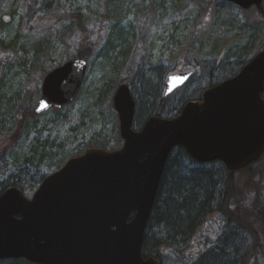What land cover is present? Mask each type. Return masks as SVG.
<instances>
[{"label": "rangeland", "instance_id": "rangeland-1", "mask_svg": "<svg viewBox=\"0 0 264 264\" xmlns=\"http://www.w3.org/2000/svg\"><path fill=\"white\" fill-rule=\"evenodd\" d=\"M33 1L37 12L28 18L30 0H0V147L20 131L15 147L0 161V188L22 180L27 199L36 189L28 183L32 177L47 176L88 149L112 152L122 147L118 117L111 108L120 84H127L134 97L133 128L138 130L157 111L162 118L175 117L186 101L237 72L241 62L264 46V24L256 9L223 7L218 0H123L117 21L110 20L107 0ZM75 13L81 14L90 35L83 26L78 32V25L68 19ZM41 21L48 27L31 28ZM249 27L259 28L254 37ZM114 31L118 34L112 40ZM249 43L248 53L241 54ZM87 51L91 55L77 99L60 110L33 115L44 76ZM193 67V78L166 97L161 109L166 76ZM176 152L172 158L182 174L212 178L217 196L210 208L216 206L222 165L197 164ZM234 181L240 216L257 231L264 249V155L235 172ZM211 215L195 235L179 238L151 220L144 255L159 253V264H205L211 258L238 264L251 237L236 227H224L217 214Z\"/></svg>", "mask_w": 264, "mask_h": 264}, {"label": "water", "instance_id": "water-1", "mask_svg": "<svg viewBox=\"0 0 264 264\" xmlns=\"http://www.w3.org/2000/svg\"><path fill=\"white\" fill-rule=\"evenodd\" d=\"M261 10L263 0H221ZM84 59L49 72L34 108L40 115L77 98ZM192 73L166 77L163 96L184 86ZM264 51L233 77L187 102L172 119L149 118L133 129L135 101L117 87L111 108L123 141L119 150L88 149L46 176L31 199L15 187L0 192V261L34 264H158L142 255L144 232L171 151L183 148L199 164L220 161L229 172L264 155Z\"/></svg>", "mask_w": 264, "mask_h": 264}, {"label": "trees", "instance_id": "trees-1", "mask_svg": "<svg viewBox=\"0 0 264 264\" xmlns=\"http://www.w3.org/2000/svg\"><path fill=\"white\" fill-rule=\"evenodd\" d=\"M122 2L123 0H107L106 5L109 10L110 20H115L119 18V10L122 8ZM220 5L224 6H234L230 3H224L220 0L218 2ZM175 6V5H174ZM264 9V0L263 5ZM36 7L35 2L33 0H30V5L28 9V18L32 16V14H35ZM258 18L263 22L264 20L261 16V13L259 10H256ZM81 14L75 13L72 14V16H69L68 19L74 20L75 24L78 25L79 31L82 30L83 25V17L81 18ZM9 19H12V15L9 16ZM1 24H4L0 20V26ZM116 25V22L112 25V30L114 29L113 26ZM117 26V25H116ZM48 26H44L41 21V26H35L32 25L31 28H47ZM86 30V36L90 35L91 31L87 30L86 27H84ZM257 29L258 27H249L250 33H252V37H254L256 32L258 33ZM118 34L117 31H114L112 40L115 39V36ZM110 36V34H109ZM87 39V38H86ZM255 40V38H254ZM108 45L110 44V39L108 40ZM250 43L247 46V48H244L241 51V54L246 55L250 49ZM264 51V46H263ZM90 51L85 54L83 52H78L76 55L72 56V59L80 58L87 60L90 56ZM246 57V56H244ZM246 59V58H245ZM247 62H241L240 68L241 69ZM138 69H140V66L136 64ZM185 67V66H184ZM192 67V64L190 65ZM193 68H188L187 70H192ZM237 70L239 72L240 70ZM237 72L233 73L234 76L237 74ZM44 75V74H43ZM232 75L228 77H233ZM166 99L162 98L161 103L159 107L162 109L163 105L165 103ZM35 115V114H33ZM32 115V116H33ZM155 116L160 117L161 113L160 111H157L154 113ZM37 116V115H35ZM150 117V116H149ZM16 134L11 135V137L8 139L11 144H7L0 147V161L4 158L5 154L9 153L10 150H12L19 138L20 131H16ZM175 151L178 153L179 157H186L189 159L183 149L178 148ZM190 160V159H189ZM252 165V164H251ZM38 166V165H36ZM223 167V166H222ZM250 166H248L249 168ZM224 172V178L222 181V190L219 194V199L216 206L210 208L211 202L214 200V198L217 196L216 188L214 185V182L211 177L205 176V175H185L181 173L180 168H177L175 165V160L172 158L171 155H169L165 169L163 171L161 181L159 184L157 196L155 199V203L153 206V210L148 222V226L151 222V220L157 221L160 226L164 228L168 232V235L172 238H179L184 237L187 234L190 233L192 228L196 226L194 229L193 235L197 233L198 228L200 225L205 221L206 217L210 214L211 216L217 214L219 219L225 223L233 224L238 230L244 231L251 237V243L249 247L242 253L239 257L238 264H258L262 260H264V249L262 248V245L259 242L258 233L257 231L247 222H245L241 214V201L237 200V187L234 181L235 173L228 172L223 167ZM44 176L39 177L38 179L34 180L32 177L31 180L28 182L31 184L32 188H37V186L40 184V182L43 180ZM24 182L22 180L14 179L12 182H10L7 186H3L0 188V191L5 190L8 187H16L20 190H24ZM218 198V197H217ZM156 215V216H155ZM210 216V217H211ZM200 222L197 224V222ZM214 217L210 218V221H213ZM214 222V221H213ZM197 224V225H196ZM216 224V225H215ZM215 228L217 227V223L214 222ZM147 226V228H148ZM147 231V230H146ZM199 234V233H198ZM192 235V234H191ZM193 241V240H192ZM175 250H171L168 252V256L172 257V254ZM255 251L256 255L253 254ZM192 253V252H191ZM193 254V253H192ZM153 256L159 264L160 255L159 253H154ZM257 256V257H256ZM0 264H33L29 263L23 259H11L6 261H0ZM205 264H223L222 262H219V260H215V258H211L207 260Z\"/></svg>", "mask_w": 264, "mask_h": 264}, {"label": "bare ground", "instance_id": "bare-ground-1", "mask_svg": "<svg viewBox=\"0 0 264 264\" xmlns=\"http://www.w3.org/2000/svg\"><path fill=\"white\" fill-rule=\"evenodd\" d=\"M200 222V219H199V221L197 222V224ZM223 224H224V227H235L233 224H230V223H225V222H223V221H221ZM196 224V225H197ZM196 228V226H194L193 228H192V230L190 231V233L189 234H187L186 236H184V237H189L191 234H193V232H194V229Z\"/></svg>", "mask_w": 264, "mask_h": 264}]
</instances>
